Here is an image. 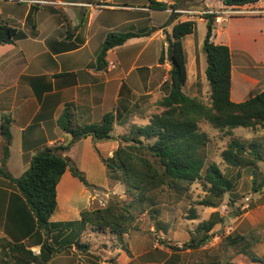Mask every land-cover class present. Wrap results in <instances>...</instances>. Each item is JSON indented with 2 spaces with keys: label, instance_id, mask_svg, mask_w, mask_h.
Here are the masks:
<instances>
[{
  "label": "crops",
  "instance_id": "0c3cea01",
  "mask_svg": "<svg viewBox=\"0 0 264 264\" xmlns=\"http://www.w3.org/2000/svg\"><path fill=\"white\" fill-rule=\"evenodd\" d=\"M158 1L174 4L172 0ZM197 1L202 6L194 10V16L188 20L195 21L197 28L202 25L206 36L207 21L203 17L206 12L216 14L212 42L230 49L231 100L242 103L262 93L264 0L242 7H228L219 0ZM35 6L36 34L26 24L29 12ZM183 9L180 8L177 13L180 14ZM42 10L47 14L40 18ZM59 11L67 16L71 28L75 31L71 39H67V26ZM255 11L260 13H251ZM156 13L157 11L150 8V0H0V25L14 27L25 34V38L17 40L15 44L0 46V126L3 117L11 119L12 143L7 167L15 178L21 177L29 168L38 149L70 144L71 135L64 132L58 122L66 107H71L76 123H100L107 113L113 111L116 113L120 101L128 100L127 96L123 97L130 92L131 85L126 81L128 69L119 70L117 65L110 68L109 64L114 62L120 66L121 62L115 58V53L127 46L143 45L145 41L134 38L124 46L111 50L106 57L108 66L104 71H97L94 62L91 64L85 62L86 51L95 39L96 33L105 29L100 41L102 47L109 34L128 33L116 32L117 29L136 24L139 27L138 31H144L142 25L148 20L153 21L155 17L152 18V15L155 16ZM161 13L170 16L167 14L168 10ZM117 20L124 23L118 25L115 23ZM111 21L112 32L105 35L108 27H111L108 25ZM153 23L151 28L159 27L158 23ZM193 35L187 36L185 41ZM145 50H141L139 54ZM204 60L202 55L197 62L196 71L195 68L193 70V75L200 72L206 80L207 67ZM189 82L188 67V84ZM193 96L196 97L197 94ZM121 121L124 122V117ZM119 126L125 130L123 125ZM117 132L119 131L115 129L113 138L108 141L96 142L92 137L82 139L63 153L86 174L92 186L102 189L117 186L108 176L107 167L102 162V158H112L118 149L119 141L114 137L115 133L119 134ZM3 145L4 138L0 132V165ZM255 162L254 165L261 163L259 160ZM97 171L105 172L107 176L105 184L93 183ZM241 172H245V169L239 166L238 175ZM252 179L253 176L250 177V180ZM57 190L59 215L52 216L51 221H79L81 218L78 207L84 205L85 201L89 202L92 192L75 178L70 170L63 175ZM251 195L258 205L255 210L246 212L241 217L252 226L250 233H253V230L258 228V221H252V216L261 213L264 219V202H261L264 198V188L257 189ZM19 197L21 195L16 186L0 178V229L5 231L8 227L18 233L17 235H20L23 223L21 218L23 204ZM248 234L245 233V238L242 236L236 239L239 245H243L245 252L232 257V264H241V258H244L246 264H264V240L247 237ZM236 240L232 241L233 246ZM249 256L253 258L250 259ZM121 257L126 263L130 262L128 256L125 255L124 258L123 254L118 255V261ZM170 259L159 262L171 264ZM252 259H258L260 262H252Z\"/></svg>",
  "mask_w": 264,
  "mask_h": 264
},
{
  "label": "trees",
  "instance_id": "16d2710c",
  "mask_svg": "<svg viewBox=\"0 0 264 264\" xmlns=\"http://www.w3.org/2000/svg\"><path fill=\"white\" fill-rule=\"evenodd\" d=\"M172 1L174 4L169 5L158 0H150L152 10H173L166 25L162 28L174 23L177 17L176 11L181 8V0ZM219 1L228 7H242L256 4L260 0ZM36 8V6L31 8L26 22L34 33L37 29ZM61 16L67 26V39H71L74 37L75 31L71 28L67 16L65 14H61ZM203 18L207 21L204 51L207 59L206 78L210 86L211 103L207 105L196 97H190L185 93V87L188 84V57L184 42L187 36L195 33L197 24L193 20L178 22L173 26L168 41L167 61L171 65L169 93L161 101V106L165 108V111L152 117L147 124H132L129 135L124 136L123 140L137 143L139 144L138 147L130 146L131 152L122 148L118 149L110 159L112 163L107 162L108 159L102 158L107 169L116 167L123 171L128 193L135 191L136 194H141L145 183L150 179L149 174L152 167L148 160L140 158L144 167L148 168L145 174L136 175L133 170L136 159L133 151L139 150L140 147L157 160L162 173L160 174L157 170L153 172L160 178L161 184L173 187L178 183L193 184L203 179L219 195L223 196L232 192L235 185L231 179L225 176L219 165L211 163L206 167V159L202 150L207 147L211 139L206 132L200 130L199 124L205 121L216 130L231 137H233V131L238 128L253 130L260 128L264 131V91L242 103H235L231 100L232 59L230 49L227 46L216 45L212 42L217 15L206 12ZM155 31L156 28H151L142 32L109 34L99 52L96 70L104 71L107 69L106 57L111 50L124 46L134 38H148ZM23 38H25V34L18 29L8 25H0V46L15 44L17 40ZM159 61L160 64L165 63L164 53H162ZM121 102H119L118 110H121ZM70 108L69 106L65 108L58 121L64 132L71 135L70 144L38 149L29 168L19 178H15L7 167L12 143L11 119L9 117L2 119L0 132L4 138V145L0 178L8 180L16 186L21 195L19 199L23 204L21 209L23 223L20 235L7 227L6 236L0 237V259L3 264H49L54 255L62 251L53 244L54 240L59 237L61 238L58 241L61 243L60 246L72 247L75 245L83 252H87V248L80 243V235L87 226L98 225L99 228H102L104 223L106 227H110L111 222L107 217H112V220L118 219V217L112 216L113 209L111 208L113 205H110L107 209L82 213L79 221H51L58 208L57 188L66 171L70 170L72 175L87 188L92 187L85 173L79 170L63 153L78 141L88 137H92L96 142L111 140L115 124L121 117V114L116 110V113L115 111L107 113L100 123L79 124L76 123ZM124 118V122H126V115ZM250 148L249 150L244 143L233 138L222 152L221 157L226 165L232 167L243 165V157L247 153L255 160L264 161L256 144H250ZM195 219L196 217H192V220ZM215 227L216 222L214 221L201 223L197 230L205 231V237L196 244L191 241L183 248L198 249L204 246L213 235ZM76 228H78L77 231ZM38 238H40L38 242L40 253L35 254L26 244L31 239L36 240ZM167 247L178 250L175 246ZM252 262L260 261L252 259Z\"/></svg>",
  "mask_w": 264,
  "mask_h": 264
},
{
  "label": "rangeland",
  "instance_id": "374dc122",
  "mask_svg": "<svg viewBox=\"0 0 264 264\" xmlns=\"http://www.w3.org/2000/svg\"><path fill=\"white\" fill-rule=\"evenodd\" d=\"M197 2V0H181V9L184 8V11L178 14L177 11L180 9L177 10L174 23L166 28L162 27L166 25L170 16L161 13L162 11H157L155 16L152 15V18L155 17L153 21L152 19L148 20L142 25L144 30L151 29L153 22L159 25L149 38L139 40L145 41L144 44L127 46L115 53V58L121 62L120 66L116 63L117 68L119 67V70L128 69L126 81L131 85L130 92L123 95L124 98L127 96L128 100H123L120 103L121 110L117 109L121 114L119 121L115 124V129L119 131L117 132L119 134H114L116 140L119 141L118 149L122 148L131 152L130 146L138 147L137 143L123 140L124 136L129 135L132 124H147L152 117L165 111V108L161 106V101L169 93L171 65L167 61L168 41L173 26L178 22L188 21L189 17L194 16V10L201 8V3ZM59 13L64 14L62 11ZM172 13L173 10L169 9L167 14L171 15ZM46 14L47 12L42 10L40 18ZM115 23L120 25L124 21L119 23L117 20ZM112 24V21L108 24L111 27H108L105 35L112 32L110 31L113 28ZM138 30L139 27L136 24H131L129 27L117 29L116 32H140ZM104 32L105 29L96 33L95 39L92 40L88 51H86L85 62L87 64L97 63L101 50L100 41ZM204 39L203 26L199 25L194 35L184 42L189 62L190 80L185 87V93L190 97L197 94V99L210 105L211 92L206 76V80H204L200 72L193 75V70L195 68L194 71H196L197 62L202 55H204V64L207 67ZM143 49L146 50L139 54ZM162 53L165 54L166 59L164 64H160L159 61ZM124 115L127 118L126 122L121 121ZM119 125H123L125 130L121 129ZM199 127L211 139L207 147L202 150L206 159V167L211 163L219 165L225 176L231 179L235 185L232 192L223 196L219 195L203 179L193 184L178 183L173 187L161 184L160 178L153 172L157 170L160 174L162 173L157 160L140 147L138 148L140 151H133L136 155L133 170L136 175L147 172L148 168L144 167L140 158L148 160L152 167L149 174L150 179L145 183L142 193L136 194L135 191L128 193L123 171L116 167L107 169L108 176L117 186L107 189L95 186L88 188L92 192V197L89 198V202L85 201L84 205H80L78 209L81 218V214L84 212L103 210L113 205L112 216L118 217V219L112 220V217H107L111 222L110 227H106L104 223L102 228H99L98 225L87 226L80 235V243L87 248V252H83L75 245L72 247L60 246L61 243L58 242L60 237L55 239L57 242L54 240L53 244L62 251L54 255L49 264H161L159 260L165 261L171 257V264H232V257H237L245 252L243 245L237 243V238L242 236L245 238V233H249L247 237H258V240H264L262 214L255 213L252 216V221H258V228L253 230V233H250L252 226L241 217L246 212L255 210L258 205L251 194L255 192V189L264 188V161H259L261 163L254 165L255 160L247 153L244 156L246 158L243 157L244 161L241 165L245 172L238 175L237 168L239 166L236 168L228 166L221 157L230 140L235 138L244 143L249 150L251 149L250 144H256L264 159V131L260 128L254 130L238 128L234 130L233 137H231L216 130L205 121H202ZM110 159L106 161L112 163ZM251 176H253L252 180H250ZM106 177L104 171H97L93 183L105 184ZM262 201L264 202V198ZM57 212L58 210L53 217L59 215ZM192 217H196V219L192 220ZM206 221L216 222L213 235L207 243L198 249L183 248L191 241L193 244L202 241L205 231L197 229L201 223ZM77 230L78 228H76ZM4 232L3 229H0V237H4ZM233 240H236L235 246L232 245ZM39 241L40 238L31 239L26 246L30 247L35 254H39ZM166 245L175 246L178 250H172ZM122 254L124 258L125 255L128 256L129 263L123 261V257L119 258L120 262L118 261V255ZM251 257L253 258V256H249L250 259ZM241 259V264H246L244 258ZM0 264H3L1 259Z\"/></svg>",
  "mask_w": 264,
  "mask_h": 264
},
{
  "label": "built area",
  "instance_id": "2783aa9c",
  "mask_svg": "<svg viewBox=\"0 0 264 264\" xmlns=\"http://www.w3.org/2000/svg\"><path fill=\"white\" fill-rule=\"evenodd\" d=\"M252 14H258V13H260V12H251ZM116 66V63H114V62H110V64H109V67L110 68H114Z\"/></svg>",
  "mask_w": 264,
  "mask_h": 264
}]
</instances>
